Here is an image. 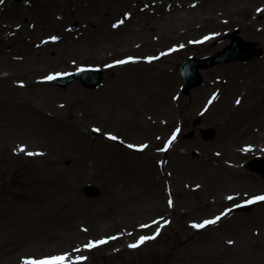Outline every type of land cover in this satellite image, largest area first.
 <instances>
[{"label": "rangeland", "instance_id": "1", "mask_svg": "<svg viewBox=\"0 0 264 264\" xmlns=\"http://www.w3.org/2000/svg\"><path fill=\"white\" fill-rule=\"evenodd\" d=\"M174 4L201 14L183 27H157L143 39L126 36L141 19L170 15ZM18 7L32 13L26 23L33 32L30 45L20 33L10 35L6 25L4 14ZM76 23L79 29L71 30ZM235 28L246 41L264 45V0L0 4V35L22 53H32L27 63L18 55L25 62L19 70L0 71V264L57 254L68 257L66 264L81 257L82 264H264V201L252 212L223 215L264 194V175L244 166L264 145V139L260 146L252 139L264 138V56L203 71L202 85L180 95L181 62L216 55L230 44ZM211 34L221 40L200 44ZM124 55L139 62L105 69L95 90L80 82L63 89L44 81L84 66L103 69ZM150 57L159 58L148 63ZM199 117L203 128L218 129L214 141L198 134L184 138ZM175 133V145L164 153L165 141ZM22 145L43 155L26 156ZM143 145L148 147L138 151ZM87 185L99 193L88 196ZM217 216L222 219L215 225L192 227ZM159 217L164 226L142 235L160 234L129 248L139 233L130 240L121 236ZM103 239L110 241L85 247Z\"/></svg>", "mask_w": 264, "mask_h": 264}, {"label": "bare ground", "instance_id": "2", "mask_svg": "<svg viewBox=\"0 0 264 264\" xmlns=\"http://www.w3.org/2000/svg\"><path fill=\"white\" fill-rule=\"evenodd\" d=\"M141 1L142 0H138V2H141ZM186 8H187L186 6H180V5L174 4L173 9L170 12L171 13L170 15H166L163 18L156 19V20H152V18L150 17L141 19L140 24L136 25L134 28L129 30L126 36L130 38H134V39H138V38L143 39V35H145L148 32L150 33L151 31H155L158 28L163 29L164 31H167L166 28L170 27L171 25H174L175 27H179L180 25L183 27L187 25V23L190 24L196 21L199 18L198 15L201 14L197 12L199 10L195 11V10L188 9V8L186 9ZM6 15H12L10 19H8V16H7L6 22L8 20V23H9V24H6L7 27H11L14 33H20L21 38H22L21 41L25 43L26 45H30L32 39H30L29 37L33 35V32L27 29V24H26V23H29V20L32 17V13L30 12V10L28 8H18L16 11H12L10 14H6ZM17 22L23 25L22 26L23 29L22 28L17 29L14 27L15 23ZM252 25H248L247 28H251ZM217 40L218 38H214L209 41V44L216 43ZM4 41L6 42V40H2L0 38V45ZM8 44H5V48H0V71L1 73H8L9 71H12L15 69L19 70L20 65L24 66L25 62L26 63L29 62L30 55H32V53L29 54L30 51H28V53L25 54L21 52L22 49L19 48V46L14 47V46H9L10 44L9 45ZM32 52L37 53L36 51H32ZM20 54L26 56L25 62H23L24 64L21 63L22 59L20 58V56H18ZM262 138L263 136L259 138L256 136L252 137V139L257 140L256 141L257 144L259 143V141H262Z\"/></svg>", "mask_w": 264, "mask_h": 264}, {"label": "snow or ice", "instance_id": "3", "mask_svg": "<svg viewBox=\"0 0 264 264\" xmlns=\"http://www.w3.org/2000/svg\"><path fill=\"white\" fill-rule=\"evenodd\" d=\"M4 2V0H0V4H2ZM121 23H123V21H121ZM53 40H56L57 38L56 37H53L52 38ZM154 59H158V57H150L148 58V62L151 63L152 60ZM130 62H134L132 58H129V59H126V60H121V61H118L117 63L119 64H127V63H130ZM109 67H111V65H109ZM48 80H53V79H56L55 76H49L47 77ZM240 101L238 100L237 101V104H239ZM93 131H96V132H99L100 130L99 129H93ZM179 131V129H177V132ZM110 140H117L118 138L115 137V136H111L109 135L108 137ZM176 139V135L174 134L171 138V140H169L168 144L171 145L172 141H174ZM129 148H133L134 146L133 145H128ZM148 145H143L141 146L140 148H138L137 150L138 151H143L145 148H147ZM164 151L167 150V147L165 149H163ZM20 152H25L26 149L21 147L19 149ZM29 157H34V156H42L43 153H39V152H27L26 153ZM229 200H232L233 198L230 196L228 197ZM258 201H264V195L262 196H257V197H254L253 199L249 200L247 203L249 204H254ZM169 206L171 207L172 206V201L169 200ZM239 207V205H238ZM230 211V210H229ZM224 215H228V213H224ZM222 219L221 216H217L215 217L214 219H209V220H205L203 223H200V224H193L192 227L193 228H196V229H203L209 225H215L217 224L220 220ZM143 227H147V226H143ZM159 231L156 232L155 235L153 236H142L136 243H133V244H130L129 245V248H132V249H136L138 247H140L141 245H143L146 241H149V240H154L158 235H159ZM111 239L115 240L117 239V237H112ZM109 241L107 239H103V240H100V241H95V242H89L87 245H85L86 248L88 249H94L100 245H103V244H106L108 243ZM229 243H232L231 241ZM86 259V258H79L76 262V264H82L83 260ZM68 261V257L67 256H56V257H51V258H46V259H43V260H26L24 262V264H66V262Z\"/></svg>", "mask_w": 264, "mask_h": 264}, {"label": "water", "instance_id": "4", "mask_svg": "<svg viewBox=\"0 0 264 264\" xmlns=\"http://www.w3.org/2000/svg\"><path fill=\"white\" fill-rule=\"evenodd\" d=\"M187 80H188V83L189 84H192L196 80V78L195 77H192V78H188Z\"/></svg>", "mask_w": 264, "mask_h": 264}]
</instances>
